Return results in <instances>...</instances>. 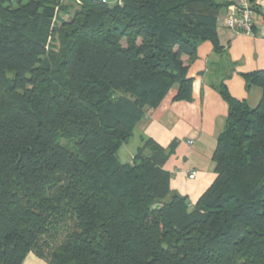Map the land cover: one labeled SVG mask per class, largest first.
<instances>
[{"label": "trees", "instance_id": "trees-1", "mask_svg": "<svg viewBox=\"0 0 264 264\" xmlns=\"http://www.w3.org/2000/svg\"><path fill=\"white\" fill-rule=\"evenodd\" d=\"M77 1L53 34L64 0H0V264H264V70L242 75L255 108L217 87L229 113L195 205L152 139L119 157L172 88L192 100L189 66L220 51L230 2Z\"/></svg>", "mask_w": 264, "mask_h": 264}, {"label": "crops", "instance_id": "crops-1", "mask_svg": "<svg viewBox=\"0 0 264 264\" xmlns=\"http://www.w3.org/2000/svg\"><path fill=\"white\" fill-rule=\"evenodd\" d=\"M226 1L230 5L218 23L220 51L210 42L203 43L189 66L192 100L174 101L178 91L175 86L157 108L147 111L133 137L139 146L143 138L152 139L170 153L164 168L171 175V190L187 197L191 205L216 179L213 155L229 113L217 87L224 83L234 98L246 101L251 108L257 107L262 97L261 89H247L242 75L264 70V0H254L260 12L256 13L252 34L223 25L225 18L238 13L231 0ZM192 173L196 174L193 179ZM23 264L46 262L31 253Z\"/></svg>", "mask_w": 264, "mask_h": 264}, {"label": "rangeland", "instance_id": "rangeland-1", "mask_svg": "<svg viewBox=\"0 0 264 264\" xmlns=\"http://www.w3.org/2000/svg\"><path fill=\"white\" fill-rule=\"evenodd\" d=\"M222 1V0H219ZM64 4H67L70 6V13L65 12H58V10L55 11V15L51 24V31L54 29L53 34H55V31L59 29L63 21L69 20L75 9L78 8L79 2L77 0H64ZM48 47L52 50H59L60 43L59 38L57 35H54L53 37L48 39ZM139 146V142L137 138L132 139L126 146H124L119 154L120 160L122 162H127L130 160L131 156L135 154L136 149Z\"/></svg>", "mask_w": 264, "mask_h": 264}, {"label": "built area", "instance_id": "built-area-1", "mask_svg": "<svg viewBox=\"0 0 264 264\" xmlns=\"http://www.w3.org/2000/svg\"><path fill=\"white\" fill-rule=\"evenodd\" d=\"M236 2V8L238 13L235 15L228 16L224 19L223 25L229 30L252 34L255 28L256 13L251 8L247 0H234ZM195 173L190 175V178L195 177Z\"/></svg>", "mask_w": 264, "mask_h": 264}]
</instances>
